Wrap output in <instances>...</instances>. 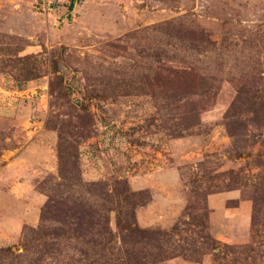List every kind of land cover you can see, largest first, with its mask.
I'll use <instances>...</instances> for the list:
<instances>
[{
    "label": "rangeland",
    "instance_id": "obj_1",
    "mask_svg": "<svg viewBox=\"0 0 264 264\" xmlns=\"http://www.w3.org/2000/svg\"><path fill=\"white\" fill-rule=\"evenodd\" d=\"M0 264H264V0H0Z\"/></svg>",
    "mask_w": 264,
    "mask_h": 264
},
{
    "label": "trees",
    "instance_id": "obj_2",
    "mask_svg": "<svg viewBox=\"0 0 264 264\" xmlns=\"http://www.w3.org/2000/svg\"><path fill=\"white\" fill-rule=\"evenodd\" d=\"M233 107V106H232Z\"/></svg>",
    "mask_w": 264,
    "mask_h": 264
}]
</instances>
